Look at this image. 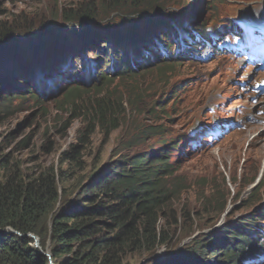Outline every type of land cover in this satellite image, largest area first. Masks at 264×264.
Here are the masks:
<instances>
[{"label": "rangeland", "instance_id": "1", "mask_svg": "<svg viewBox=\"0 0 264 264\" xmlns=\"http://www.w3.org/2000/svg\"><path fill=\"white\" fill-rule=\"evenodd\" d=\"M140 1L146 5L152 0H124L118 10L109 13L108 4L99 5V0H0V27L12 26L18 29L19 32L15 30L16 32L21 33L12 40L0 43V63H15L21 54L27 55L30 51L41 53L46 50L47 45L55 46L62 41L67 43L72 40L79 47L91 35L98 34L105 40L98 42L99 48L103 49L108 34H112L114 30V22L118 23L115 28H123L127 33L136 30L141 23L146 24L144 16L148 15H133L146 9L144 4L140 8L133 7V4ZM161 2L164 10L153 14L164 17L153 19L154 29L161 26L175 28L176 22L183 21L182 19L186 18L187 14L191 15L193 10V17L196 16V19L192 24L197 25L198 20H203L206 27L215 28L218 23L226 22L229 17H249L264 7V0ZM93 4H96L93 10L96 12L94 20L98 25L83 23L79 29L76 9ZM71 17L72 21L67 23L65 18ZM149 29L152 30L147 26V30ZM29 30L32 31L27 32ZM40 32L42 36L39 39L30 35ZM48 34L55 36L48 37ZM146 35L150 36L144 42L154 41V31ZM144 36L140 38L141 44ZM118 38L115 40L121 39ZM163 39L170 40L169 37ZM115 40L112 41V46ZM136 45L137 43H133L125 46L131 51H127L129 55L134 56ZM13 47L14 51L11 52ZM106 48L110 50L108 46ZM170 48L174 55L175 44L171 43ZM138 56V59L135 57L137 62L143 60L141 57L146 56V53L139 52ZM86 58L96 59L92 52L86 53ZM219 59V56L199 62L190 58L171 59L174 62L150 64L147 67L139 66L142 63H133L135 71L123 76L119 72V65L116 64L109 69L102 68L103 77L98 84L96 72H93L77 76L78 79L75 78L73 83L63 88L65 84L60 87L54 84L46 85L49 79L39 75V80L45 86L40 89L42 97L36 99L31 91L15 93L17 86H20L19 80H4L0 77V155L9 154L13 160L21 162L20 168L25 173H30L37 165L59 167V159L63 153L70 151L71 147L77 149L83 167L65 183L66 197H62L59 190V202L53 209V212H58L69 198L78 193L80 186L87 182L93 172L108 169L117 159L176 145L199 128V132L194 136L199 138V153L194 157L182 158L175 165L179 168L176 175L181 181L182 191L178 197L171 200V206L158 215V231L171 236L163 247L167 251H177V245L184 236H189L195 230L203 231L204 226L212 227L217 215L221 213L217 205H227L239 197L242 202L229 214L228 222L237 221L248 228L252 227L251 230L255 229V224L262 228L264 218H261L260 214L264 205L257 206L261 192L255 189L253 196L248 200L246 198L249 184L259 176L264 182V141L261 140L264 139V126L242 130V124L247 121L248 114L237 116L236 111L240 108L238 100L242 99L244 94L250 93L247 100L253 109L252 117H260L259 122L262 124L258 125H264V94L251 101L249 97L252 91L244 90L237 84L241 78L247 76V72L242 75L243 69L237 70L235 61L230 59L226 62L224 60L225 65H216ZM82 63L77 60L76 69ZM28 68L31 71L30 74L28 72L30 80L35 68ZM66 69L59 68L61 71ZM230 70L233 71L231 74ZM43 71L50 73L51 69L44 67ZM14 73L11 71V76H15ZM88 82H92L88 88L78 85ZM34 84L32 79L30 90ZM74 85H78L82 91L78 96L73 94L74 92L67 95V91L72 90ZM98 97L108 98L113 102L115 111L111 115L118 116L115 120L117 128L107 135L101 125L92 119L93 101ZM218 109L222 112L216 115L215 111ZM109 119H112V116ZM229 120L238 122L240 127L223 132L222 125ZM202 129L204 130L201 131ZM66 167V163L61 165L62 169ZM174 220L176 223H173ZM206 236L208 235L197 236L185 248L182 247L181 251L169 255L154 257L157 253L155 248L133 252L127 254L121 264H163L165 261L171 262L182 252L184 258L180 261L187 262L186 259L194 258V261H188L193 264L197 256L202 255L209 259L213 257L214 251L223 250L221 246L226 242L225 238L216 240L213 235L209 239L215 240L214 244L205 240ZM261 242L264 244V239ZM163 247L159 248V253ZM47 248L48 243L45 251ZM186 252H190L192 258H189ZM226 255L229 257L227 253ZM161 258H164V261ZM218 259L224 260L222 254ZM240 264H264V259H242Z\"/></svg>", "mask_w": 264, "mask_h": 264}, {"label": "trees", "instance_id": "2", "mask_svg": "<svg viewBox=\"0 0 264 264\" xmlns=\"http://www.w3.org/2000/svg\"><path fill=\"white\" fill-rule=\"evenodd\" d=\"M123 1L99 0L98 3L108 4L110 13L118 10ZM143 4L140 1L133 7L140 8ZM95 5L77 8L76 20L93 21ZM145 7L133 15L164 10L161 0H152ZM72 19L65 18L67 23ZM15 30L18 31L2 25L0 43L21 34ZM118 65L122 76L135 71L126 63ZM0 77L10 78L2 74ZM102 77L100 71L98 79ZM75 90L78 91L73 93ZM79 92L75 86L66 94L78 96ZM92 110V119L101 125L105 135L117 128L118 116L111 115L115 110L108 98L94 99ZM78 153L71 147L59 159V167L37 165L30 173H25L20 168L21 162L9 154L0 155V229L10 227L19 233L0 234V264H49L48 258L38 253L39 249L46 250V243L52 264H121L127 254L147 250L156 242L169 239L167 233L158 231V215L171 206L182 186L176 183L180 180L175 176L174 166L158 156V152L117 159L107 170L93 172L78 193L58 212H53L59 202V190L66 197L65 183L82 170ZM63 163L67 164L64 169ZM26 234L39 239V249ZM239 248L243 250L244 246Z\"/></svg>", "mask_w": 264, "mask_h": 264}, {"label": "clouds", "instance_id": "3", "mask_svg": "<svg viewBox=\"0 0 264 264\" xmlns=\"http://www.w3.org/2000/svg\"><path fill=\"white\" fill-rule=\"evenodd\" d=\"M161 11H158L157 13H159ZM148 16H147L148 22L150 24L152 23V25L154 24L153 19L159 20L160 18L164 17V16H160V15L154 16V14H150ZM144 17H146V16H144ZM83 23L93 24L94 26H96V24L98 25V23L94 19H93V21L79 20L78 25H77V26H79V29ZM117 25H113L112 28L117 30V32L121 31L122 34H124L123 33L124 29L121 28L122 30H119L118 28H115ZM140 26H141V24H140ZM158 29H160V28H158ZM50 30H47V32H51ZM42 32H40L39 34H36V35H33V34H30V35L39 39L42 36V35H40ZM18 35H20V34H18ZM18 35H16L14 38H16ZM98 35H100V34H98ZM98 35H91L90 38H96ZM108 35L112 40H115V38H118V37H120V38L123 37L122 35H116V31H112V34L109 33ZM46 36L54 37L55 35L48 34ZM90 38L86 39V41L90 40ZM121 40L124 41V38H122ZM127 40L129 41V38ZM99 41H104V40H99ZM99 41L96 42V47L79 48L80 50L76 51L74 54H71L70 59H64V61L63 60L59 61L56 65L57 67H55L56 74H54V75H46L47 73L44 72L43 70H41V68L39 69V68L33 66L32 68H35V70H33L35 72H33L32 79H34L35 84L31 87L32 90H30V88H29V84L32 83V79L29 80V78H30L29 74L31 73V71L29 72V74L26 72H23L22 66H20L19 63L15 62V66L13 67V69L11 71H13V73L16 72L17 74L14 73L15 76L10 77L11 80H14V79L19 80L18 83H20V86H17V90L15 91V93L31 91L33 93V96L35 99L41 98L42 95L40 94V89L42 87H44L45 84L41 83V81L38 78L39 75L43 78L49 79V81L46 82V85H53L54 84L55 86L60 87V86H62V84H65L62 86V88H63V87H66L67 85L73 83L76 79H78V78H76L77 76L88 75L89 73H93V72H96L97 84H98L101 81L98 79V74L100 73V71H103L102 68L108 67L107 69H109L110 66L116 65V64L118 65L119 63H126L130 67L133 68V66H132L133 63H142L139 66L147 67V65H150V64L156 65L157 63L174 62L171 59H166V60L144 59L142 61L132 62V61H126V59L124 57L122 58V61H112L109 59L112 57L108 56V54L110 53V50L106 48V46H108V44H109L108 41L106 42V46L104 48L102 47L103 49H99V46H98ZM117 41L118 40L116 39L115 43ZM63 42H65V43H63ZM70 43L75 45L74 47L77 48V45L75 43H73L72 40H68L67 43H66V41H62V43L61 42L57 43V45L55 44V46H52V47L53 48L54 47L55 48L56 47H64V46L69 45ZM133 43H134V41L132 40L131 44H133ZM59 45H61V46H59ZM116 45L119 46V43H117ZM50 47H51V44L47 45L46 50ZM140 47L141 46H138L137 50L143 51V49ZM14 48L15 47H13L11 52L14 51ZM145 50H149V49H145ZM44 52L35 54L34 52L30 51V53H27V55L23 54V56H25V58H28V59H35V58L43 55ZM88 52H92V54L95 55L96 59H94V58L91 60L87 59L86 53H88ZM72 58H74V60H72ZM77 60H81L83 62L82 65L78 69H76L77 65L75 64V62ZM177 60H178V58H177ZM94 63H96L97 65L91 68L90 65H92ZM87 65H88L89 69H83ZM3 66H0V72H4V70L2 69ZM59 68H62V69L67 68V69L65 71H61V70H59ZM80 73H83V74H80ZM93 77H94V74H93ZM88 83H90V86L92 85V82H88ZM88 83H79L78 85L82 88H88V87L83 86V84H88ZM73 87H75V85ZM78 89L80 90V88H78ZM77 91L78 90H75L74 93H76ZM52 98H50V100H52ZM240 100H245V99L242 98ZM240 100H238V102ZM205 115H206V117L208 116V114H205ZM197 130L199 132V128ZM193 131H195V130H193ZM224 132H227V131H224ZM194 136L195 135H193L192 137L188 136V138L182 139L180 141V143H178L176 145L167 146L165 149L149 150L148 153H141V154L135 155L133 157H137V156H141V155H151V154H154L155 152H158V156L160 155L161 157H163V159L166 160L167 163L172 164L174 166V168L176 169L175 173L177 174L179 171V168H178V166L175 167V165L179 161H181L182 158L194 157L195 155H197L199 153V148H200L199 138L194 137ZM133 157H130V158H133ZM170 159H172L173 161H170ZM127 166H130V164ZM175 176L177 177V175H175ZM177 179H179V178L177 177ZM171 182H172V179L169 180V184ZM176 183H181V181L176 182ZM248 187H249L248 191H247L248 195H247L246 200H248L249 198H251L253 196L255 189H258L261 193L259 195V200L257 202V206L260 205V207H261L262 205H264V199H263L264 198V182L262 181V177L261 176L257 177L251 184H249ZM181 191H182V188H181ZM181 191H180V193H181ZM253 198H255V196ZM237 202L239 204H241L242 198L239 197L234 202L230 201L229 203H231V205H233ZM229 203L227 205H223L221 207L217 205V208L218 207L220 208L221 213L219 215H217V219L212 224V227L204 226L205 229L207 227L209 232L211 231L209 233V235L206 236L205 240L211 241L209 239V237H212L213 235L215 236L216 240L225 238L224 242H226V244H222V246H221V247H223V250L214 251L213 257L209 258V259L205 258L204 255L197 256V258L195 260L196 262L193 264H201V263L202 264H215L216 262H219L220 264H231V263L240 264L242 259H244V260L246 259L247 261H256V260L261 261L262 259H264V244L261 242L262 239H264V226H262V228H261L258 224H255L253 226V227H255V229L251 230L252 227L248 228L245 224H241L237 221L233 222V223L228 222L229 214L227 215V213H228V211H231V209H230L231 205ZM260 207H258V208H260ZM260 217L264 218V210H263L262 214H260ZM230 225H233V227H231ZM1 230H7L9 232L11 231L10 233L18 235V233L16 231H13V229H10V227H5L3 229H0V231ZM197 234H198V230H195V232L191 233L189 236H184L182 238V240L190 238V237H193V239L195 240V238H197L196 237ZM28 235H32V234H28ZM234 235L238 236V237H235V238L230 237V236H234ZM32 236L34 238H36L34 235H32ZM31 239L33 240V244H34V239L33 238H31ZM170 239H171V236H169V239L164 241V242H156L152 248H149L145 251H149V250L155 248L157 250L156 251L157 253L155 255L156 257L161 256V255H169V254H173V253H176L178 251H181V248H180V249H177V251L171 250V251H166L164 253L163 252L159 253V248L163 247L164 243L169 241ZM193 239L189 240L186 243V245H188L191 241H193ZM214 241L215 240H213L211 242L215 244ZM241 246H244L243 250H239L240 249L239 247H241ZM163 248H165V247H163ZM44 252H47V251H44ZM186 253H187L189 258H192L190 252H186ZM226 253L228 254L229 257H227ZM221 254H222L224 260L218 261L219 260L218 258L221 256ZM248 256H252L254 258H249ZM183 258H184V254L182 252L180 256H178L177 258H175L171 262L165 261V264H192V263H188V261H191V262L194 261L193 260L194 258L190 259V260L186 259L187 262L180 261ZM229 258H230V260H228ZM48 261L50 264L51 260L49 258H48ZM160 264H162V263H160Z\"/></svg>", "mask_w": 264, "mask_h": 264}, {"label": "bare ground", "instance_id": "4", "mask_svg": "<svg viewBox=\"0 0 264 264\" xmlns=\"http://www.w3.org/2000/svg\"><path fill=\"white\" fill-rule=\"evenodd\" d=\"M261 13H264V9L263 10L258 9L257 12H256V14H261ZM145 20L147 21V18H145ZM202 21L203 20H198L197 27H198V29L200 28V29L203 30V28H205L206 24H204V22H202ZM191 23H193V22L191 21L190 17L183 19V26L184 27L186 25H188V24H191ZM141 26H143V25L141 24ZM155 30H158V28H156ZM197 33L198 32L195 30V32H193L192 35L188 36V37L193 38V40L195 41L193 44L188 45V47H190L189 49H193V46L198 41V39H197ZM99 40H103V38H101L100 35H98L96 38H90V40L82 43V45H80L79 47L77 45V48L74 47L75 45H73L71 43L69 45H67V46H64V47H56V48L55 47L53 48L52 46H54V45L51 44V47L48 48L43 53V57L42 56H39V57H37L35 59H28V58H25V56H23V54H21V55H19L17 57V63H19L20 66H22V68L25 69V72L26 73L30 72V69L28 67H31L32 68L33 66H35V67H37L39 69L41 68V70H43L44 67H47V70L48 69H51V72L50 73H47V71H44V72L47 73L46 75H54V74H56L55 67H56V65H57V63L59 61H61V60L64 61V59H70L71 54H74L76 51L80 50L79 48L96 47V42L99 41ZM107 41H108V43L110 44L111 47H114L115 49L118 48V46L116 45L115 42H114V45L112 46V41L113 40L110 37H108V40ZM61 45H59V46H61ZM15 62H16V60H15ZM242 62L240 61L239 64H241ZM0 66H3L2 69L4 70V72H0V74H2L4 76H7V77H11V70L15 66V63H12V62L9 61V62H7L5 64L4 62H1L0 63ZM33 72H35V71H33ZM4 80H7V79H4ZM239 103L243 107H245V109H250V106L251 105L248 102H246L245 100H240ZM254 119H257V120L256 121H253V122H250V123H247L246 125H244V128H246V130L247 129H250V128L254 127V126H255V128H258L259 126H264V125H258V124H262L261 122H259L260 117L254 116ZM261 140L264 141V139H261ZM245 195H246V193H245ZM238 204H239L238 202L235 203V204H233V205H231V203H230V205H231V208H230L231 211H228L227 215L230 214L234 210L235 206H237ZM210 232L206 228L203 231H199L198 234L196 235V237L199 236V235H201V234H204V233L207 234V235H209ZM192 239H193V237H190V238H187V239H183L179 243V245H177V248L176 249H180L182 247L185 248L186 243L189 240H192ZM166 251H167V249H165V248H163L161 250V252H163V253L166 252ZM161 259H163V261H164V258H161ZM163 264H165V262Z\"/></svg>", "mask_w": 264, "mask_h": 264}, {"label": "water", "instance_id": "5", "mask_svg": "<svg viewBox=\"0 0 264 264\" xmlns=\"http://www.w3.org/2000/svg\"><path fill=\"white\" fill-rule=\"evenodd\" d=\"M49 28H52V27H49ZM83 86H85V87H89V86H90V83H88V84H83ZM10 232H11V231H10ZM1 233H9V231L5 232V230H1ZM26 236L33 238V239H34V244H33V245H34L36 248H39V245H38V239L34 238L32 235H28V234H26ZM38 253L43 254V255L47 256V258L50 259L48 251H47V252H43V251H41V250L39 249V252H38ZM50 264H52L51 261H50Z\"/></svg>", "mask_w": 264, "mask_h": 264}]
</instances>
